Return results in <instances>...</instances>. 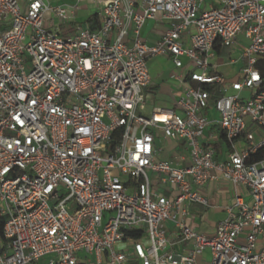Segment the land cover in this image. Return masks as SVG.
Returning a JSON list of instances; mask_svg holds the SVG:
<instances>
[{"label":"built area","instance_id":"2783aa9c","mask_svg":"<svg viewBox=\"0 0 264 264\" xmlns=\"http://www.w3.org/2000/svg\"><path fill=\"white\" fill-rule=\"evenodd\" d=\"M82 1L99 25L63 34ZM150 20L168 25L153 44ZM157 56L187 68L172 75L186 87L147 116ZM263 60L264 0H0V264H264ZM211 125L224 159L203 142ZM153 129L184 142L189 164L157 159ZM220 179L235 196L209 236L192 206Z\"/></svg>","mask_w":264,"mask_h":264},{"label":"crops","instance_id":"0c3cea01","mask_svg":"<svg viewBox=\"0 0 264 264\" xmlns=\"http://www.w3.org/2000/svg\"><path fill=\"white\" fill-rule=\"evenodd\" d=\"M64 3L77 4V0H71L70 2ZM81 14L82 12L79 9L77 11L75 20L71 22L70 26H61V31L63 34L75 32L79 27H83L85 25L88 19L85 22H80L78 16H81ZM94 14L90 15L89 17L93 16ZM167 28L168 25L166 23L150 20L147 22L144 28V34L147 37L148 42L153 44ZM229 56L230 52L228 55L218 53L216 63L218 64V70L220 73H222L227 78L233 79L237 76L239 65L230 64ZM183 62L184 64H188L189 60L187 58H183ZM148 65L152 77V84L145 90L146 106L145 109L142 110V113L147 116H149L156 107L165 108L164 105H155L154 107L148 109V105L154 104L158 100L164 102L165 105L170 104V108H175L176 101L185 91L186 85L178 82L176 79H173L172 75L177 72L183 73L185 77L187 75V68L185 67L177 69L173 59L168 56H157L151 58ZM178 112L181 113L179 110ZM208 114L213 119L218 117V114L215 110H209ZM159 132L163 135L161 131ZM206 134L207 137L203 139V142L216 149L218 157L220 159H224L226 157V153L228 152L229 145L223 138L221 128L218 125H211L206 131ZM162 137L165 141L163 146L169 148V154L167 159H164V151L157 147L155 137L154 147L156 150L157 159L171 161L178 167H184L188 165L190 160L185 143L165 138L164 135ZM151 176L153 179L157 178V176L154 174H151ZM157 188L166 195L170 194L168 188H164L160 185ZM234 191L233 185L223 179L209 182L205 187L202 188L201 192L207 198L209 204L208 206H192V212L195 214V216L190 222L196 228V230L206 235L215 233L218 223L226 216L225 207L233 201L235 196ZM169 227L173 230V226L171 224H169Z\"/></svg>","mask_w":264,"mask_h":264},{"label":"rangeland","instance_id":"374dc122","mask_svg":"<svg viewBox=\"0 0 264 264\" xmlns=\"http://www.w3.org/2000/svg\"><path fill=\"white\" fill-rule=\"evenodd\" d=\"M70 1L71 0H50V2L55 6L58 4H61L64 2H70ZM80 11L82 12V14H81V16H78L79 17L78 19L80 22H85L90 15L97 12V8L94 6V4L91 1H82ZM240 37L244 38V33H242L240 35ZM192 65L194 66V64H192ZM26 69H27V71H29L31 69V63L28 62L27 60H26ZM146 89L147 88H145V90ZM249 95H250L249 91L243 92V96L248 97ZM155 105H164L165 108L171 107L170 104L165 105L164 102L158 100L154 104L148 105V109L151 107H154ZM153 134L156 137L157 147L164 151V159H167L168 154H169V148L163 146L165 144V141L163 140V137H162L163 135L157 129L153 130ZM73 204H75V203L73 202ZM208 235L213 236V234H208ZM81 255L83 256V260H85L87 258L89 260V262H94V257L92 255L85 256L84 253H81ZM50 258H52V256H46V257L42 258L40 261V264H48ZM201 264H203V263H201Z\"/></svg>","mask_w":264,"mask_h":264},{"label":"trees","instance_id":"16d2710c","mask_svg":"<svg viewBox=\"0 0 264 264\" xmlns=\"http://www.w3.org/2000/svg\"><path fill=\"white\" fill-rule=\"evenodd\" d=\"M87 21L92 24V28H95L96 26L99 25V19H98L97 14H94L93 16L89 17ZM219 53L224 54V55H228L229 51L228 50H225V51L219 50ZM259 67H260L262 73L264 74V60L259 64ZM207 89L214 91L215 87H207ZM4 223H5V219L0 215V240L3 237ZM132 235H134V234H132Z\"/></svg>","mask_w":264,"mask_h":264}]
</instances>
